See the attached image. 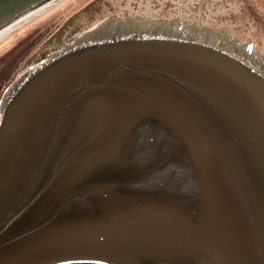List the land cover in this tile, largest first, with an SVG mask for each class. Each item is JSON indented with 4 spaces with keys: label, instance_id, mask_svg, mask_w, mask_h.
<instances>
[{
    "label": "water",
    "instance_id": "obj_1",
    "mask_svg": "<svg viewBox=\"0 0 264 264\" xmlns=\"http://www.w3.org/2000/svg\"><path fill=\"white\" fill-rule=\"evenodd\" d=\"M44 1L0 0V27ZM110 20L3 92L0 264H264V75L180 38L172 20L140 18L148 35L78 45ZM152 121L201 185L192 214L146 217L157 195L114 181L148 170L120 154Z\"/></svg>",
    "mask_w": 264,
    "mask_h": 264
},
{
    "label": "rangeland",
    "instance_id": "obj_2",
    "mask_svg": "<svg viewBox=\"0 0 264 264\" xmlns=\"http://www.w3.org/2000/svg\"><path fill=\"white\" fill-rule=\"evenodd\" d=\"M128 16L172 20L170 28L179 35L221 47L264 74V0H56L0 41V100L18 74L76 33L106 17ZM162 128L157 121L149 123L153 142L163 141ZM174 164L157 183L171 184L180 175L191 179L186 163L178 157ZM180 190L199 196L195 186Z\"/></svg>",
    "mask_w": 264,
    "mask_h": 264
},
{
    "label": "flooded vegetation",
    "instance_id": "obj_3",
    "mask_svg": "<svg viewBox=\"0 0 264 264\" xmlns=\"http://www.w3.org/2000/svg\"><path fill=\"white\" fill-rule=\"evenodd\" d=\"M106 18H110L111 20L108 21L106 24H104V26L100 28V30L97 33L84 39L78 45L88 44L90 42L129 38L132 36L139 35L141 33L144 35H148L146 33V30L149 29L148 24L139 21L140 18H148L146 16L106 17ZM118 18H122V19L136 18V22L135 24L131 22L120 23L117 20ZM179 37L189 38L188 36H184V35H180ZM189 39L204 44H208L214 47H218L201 40H197L193 38H189ZM149 131H150L149 126L142 128L141 132L136 137L135 143H131V145H133L134 147L131 148L128 153L120 154V156H123L124 159L135 162L136 165L133 166L135 169L148 168V170H145L140 174H136L132 177L131 176L124 177L123 179L114 180V181H118L117 183L119 184H126V186L129 187L130 191L131 189L137 191L136 194H138V192L142 190V192L148 191L157 195L159 202L157 201V203L152 206L151 205L145 206V208L147 209L146 211L147 214H145L146 217L151 218L150 216H153L155 214L166 215L167 213L170 212V210H183V213L185 214H191L195 212L198 205L196 202H199L202 198L201 185L198 184L199 196L196 197L195 195L191 194V192H185V191L183 192L180 190L182 187H186V186L193 187L194 183L192 179L182 178V176L180 175L174 181L175 183L173 182L171 184H159L155 180L161 177L164 172L169 170V168L171 169L172 166L175 165L174 164L175 159L181 157V155L177 148L178 144L174 141V139H172L171 141L170 134H168L167 132L161 133L162 135H164V138L163 137L161 138V140L163 141L153 142L154 139L152 141V137ZM178 175L179 174H177L176 176ZM161 259L163 260H158V261L163 262L164 264H195L189 261L180 262L178 260H174L169 257L167 258L164 257Z\"/></svg>",
    "mask_w": 264,
    "mask_h": 264
},
{
    "label": "bare ground",
    "instance_id": "obj_4",
    "mask_svg": "<svg viewBox=\"0 0 264 264\" xmlns=\"http://www.w3.org/2000/svg\"><path fill=\"white\" fill-rule=\"evenodd\" d=\"M56 0H46L43 3L35 6L34 8L30 9L28 12L21 14L20 16L16 17L15 19L7 22L5 25L0 27V41L11 31L15 28H18L23 22L31 18L35 14L43 11L46 7L54 3ZM253 67V66H252ZM181 164L185 165V162L181 159ZM182 166V165H181Z\"/></svg>",
    "mask_w": 264,
    "mask_h": 264
},
{
    "label": "trees",
    "instance_id": "obj_5",
    "mask_svg": "<svg viewBox=\"0 0 264 264\" xmlns=\"http://www.w3.org/2000/svg\"><path fill=\"white\" fill-rule=\"evenodd\" d=\"M62 264H101V263H98V262H67V263H62Z\"/></svg>",
    "mask_w": 264,
    "mask_h": 264
}]
</instances>
